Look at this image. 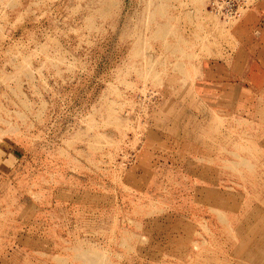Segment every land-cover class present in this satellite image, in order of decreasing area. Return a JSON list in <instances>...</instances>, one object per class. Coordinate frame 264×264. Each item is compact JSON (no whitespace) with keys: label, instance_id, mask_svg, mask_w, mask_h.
<instances>
[{"label":"rangeland","instance_id":"obj_1","mask_svg":"<svg viewBox=\"0 0 264 264\" xmlns=\"http://www.w3.org/2000/svg\"><path fill=\"white\" fill-rule=\"evenodd\" d=\"M90 260L264 264V0H0V264Z\"/></svg>","mask_w":264,"mask_h":264},{"label":"built area","instance_id":"obj_2","mask_svg":"<svg viewBox=\"0 0 264 264\" xmlns=\"http://www.w3.org/2000/svg\"><path fill=\"white\" fill-rule=\"evenodd\" d=\"M212 9L226 19H233L245 8L246 0H209Z\"/></svg>","mask_w":264,"mask_h":264},{"label":"bare ground","instance_id":"obj_3","mask_svg":"<svg viewBox=\"0 0 264 264\" xmlns=\"http://www.w3.org/2000/svg\"><path fill=\"white\" fill-rule=\"evenodd\" d=\"M83 256H84V255H83ZM87 256H89V255H87ZM89 259H92V257H89ZM89 259H88V260H89ZM86 260H87V259H86ZM90 261H92V260H90ZM90 261H89V262H90ZM91 263H93V264H94V262H93V261H92Z\"/></svg>","mask_w":264,"mask_h":264}]
</instances>
